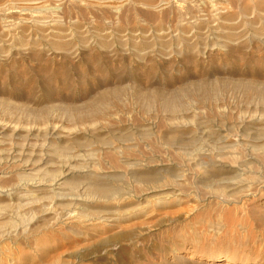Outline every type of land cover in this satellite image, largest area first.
<instances>
[{
  "label": "rangeland",
  "instance_id": "374dc122",
  "mask_svg": "<svg viewBox=\"0 0 264 264\" xmlns=\"http://www.w3.org/2000/svg\"><path fill=\"white\" fill-rule=\"evenodd\" d=\"M261 164L264 0H0V264H264Z\"/></svg>",
  "mask_w": 264,
  "mask_h": 264
},
{
  "label": "bare ground",
  "instance_id": "6f19581e",
  "mask_svg": "<svg viewBox=\"0 0 264 264\" xmlns=\"http://www.w3.org/2000/svg\"><path fill=\"white\" fill-rule=\"evenodd\" d=\"M171 107V106H170ZM261 165H264V164H261ZM242 176V175H241ZM261 176V175H260ZM263 176V175H262ZM264 177V176H263ZM261 178V177H260ZM260 178H257L258 180L257 181H260L259 179ZM239 180V179H238ZM262 180V179H261ZM241 181V180H240ZM248 181V180H247ZM251 181H252V179H251ZM264 180H262V182H263ZM242 182H244L243 180H242ZM248 184V183H247ZM167 186V185H166ZM250 186V185H249ZM236 187H237V185H236ZM161 188V187H160ZM249 188V187H248ZM154 190V189H153ZM107 191V190H106ZM223 191V190H222ZM13 226V225H12ZM72 232H73V230H72ZM62 237L63 238H66V237H68L67 235H62ZM45 239V238H44ZM52 239H54L55 240V244H54V249H55V251L57 250V249H60V248H63L64 246H66V245H64V244H61V243H63V242H61L60 240V238H58V237H54V238H52ZM59 240V242H56V241H58ZM44 242H45V240H44ZM68 244V243H67ZM53 255H57V253L56 254H53ZM51 257V256H50ZM55 257V256H54ZM42 260V259H41ZM47 260L48 259H46V263H47ZM53 260V259H52ZM58 260V259H57ZM44 261V260H43ZM54 261H56V260H54ZM54 261H52V262H50L49 264H54Z\"/></svg>",
  "mask_w": 264,
  "mask_h": 264
}]
</instances>
